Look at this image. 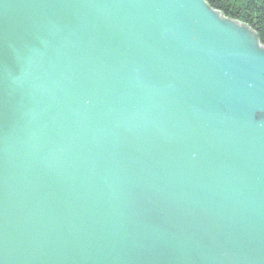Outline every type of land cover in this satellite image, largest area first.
<instances>
[{"label":"water","instance_id":"water-1","mask_svg":"<svg viewBox=\"0 0 264 264\" xmlns=\"http://www.w3.org/2000/svg\"><path fill=\"white\" fill-rule=\"evenodd\" d=\"M0 264H264V44L205 0H0Z\"/></svg>","mask_w":264,"mask_h":264},{"label":"trees","instance_id":"trees-1","mask_svg":"<svg viewBox=\"0 0 264 264\" xmlns=\"http://www.w3.org/2000/svg\"><path fill=\"white\" fill-rule=\"evenodd\" d=\"M229 18L250 25L264 44V0H205Z\"/></svg>","mask_w":264,"mask_h":264}]
</instances>
